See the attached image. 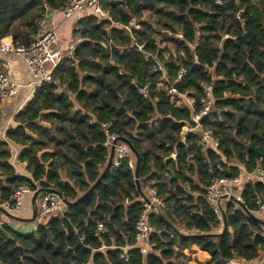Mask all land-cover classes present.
Here are the masks:
<instances>
[{"label": "trees", "instance_id": "obj_1", "mask_svg": "<svg viewBox=\"0 0 264 264\" xmlns=\"http://www.w3.org/2000/svg\"><path fill=\"white\" fill-rule=\"evenodd\" d=\"M66 1L0 0V39L11 36L14 44L28 46L43 5L59 10ZM100 3L108 18L84 13L72 30L74 36L79 27L81 36L74 56L61 60L52 82L29 94L8 125L0 118V203L22 183L39 191L34 208L47 189L71 203L40 221L37 211L27 233L0 222V264H181L183 250L193 249L206 253L202 264L259 258L264 217L256 213L264 206V184L253 173L264 169V0ZM132 18L142 20V29L131 36L124 26ZM142 42L140 52L136 44ZM5 55L12 54H0V70ZM181 68L186 72L176 82ZM163 75L193 98L195 109L200 83L212 84L214 120L203 124L219 138L217 147L202 145L190 105L157 86ZM131 80L149 84L146 97ZM107 122L139 155V188L136 160L131 168L130 158H123L73 203L106 168L101 124ZM247 143L259 158L245 149ZM222 176L241 177L242 202L221 201L227 228L214 235L222 228L204 188ZM147 186L158 189L165 207L148 217L151 252L143 255L126 246L134 243Z\"/></svg>", "mask_w": 264, "mask_h": 264}, {"label": "built area", "instance_id": "obj_2", "mask_svg": "<svg viewBox=\"0 0 264 264\" xmlns=\"http://www.w3.org/2000/svg\"><path fill=\"white\" fill-rule=\"evenodd\" d=\"M120 1V0H111ZM217 5L222 4V0H215ZM44 11L42 15L36 20V32L32 36L31 42L28 46L14 44L12 38L9 40L2 38L0 39V54H12L24 62L28 68L32 81L29 83L31 86V93L43 83L52 82V72L61 62V60L67 56L72 58L75 50L81 40L80 29L75 27L76 34L74 38L67 43V52L63 53L57 46V32L54 27L50 25V10L44 4ZM64 15V18H71L76 12L84 11L86 15H93L100 19L108 18L106 11L102 9L100 0H67L60 9ZM142 20L139 18H132L128 25L124 26V29L132 36L135 31L142 29ZM225 38L228 35L224 36ZM137 50L142 52L145 46V42L136 44ZM144 58L148 60V56L144 55ZM185 70L181 68L177 77L176 82H179L185 74ZM131 84L136 88L138 93L143 97L147 96L149 84L139 85L135 80H131ZM23 85L12 80V78L0 70V101H6L15 97L20 88ZM157 86L165 87L167 94L171 96V100L178 103L180 98H188L186 93H179L176 87L169 83L168 79L163 75L157 83ZM202 90V96L199 99V108L195 109L193 106V98L187 99L188 104L192 108V122L195 124L197 129L201 130L202 133V145L205 149L209 147H217L220 143L219 138L215 135L213 129L206 128L203 124L205 118L214 120L211 115L213 106L212 97V84L200 83ZM218 120L221 122L222 117L218 115ZM105 136L104 146L110 152V149L114 144V156L113 164H118V161L123 158H130V149L124 144L115 132L110 130L111 123L101 124ZM14 163V161H13ZM131 168H134V163L131 158L129 160ZM253 177L264 184V169L257 168ZM240 183L241 177H213L210 179L208 185L204 188V198L207 201L208 208L215 215V219L220 223L219 227L222 228L223 216L221 213V207L219 205L220 198L224 196H232L236 202H242L240 197ZM35 190L28 183H22L16 187L9 196L0 203V206L8 213H13L20 209L22 201L26 194L33 193ZM145 194H141L140 199L142 202V210L135 224V237L133 245L126 246L127 248L136 247L138 251L145 255L151 252L150 234L153 232V227L149 222V215L155 211L165 207L164 198L160 196L159 191L155 187L147 186L144 190ZM227 199V198H226ZM223 200V199H222ZM221 200V201H222ZM64 197H60L57 194L46 192L40 199L37 206L38 220H42L50 215L58 214L64 210ZM98 232H103L102 224L97 226ZM127 260L126 255H121ZM264 260V256H263ZM236 260H232L227 264H235Z\"/></svg>", "mask_w": 264, "mask_h": 264}, {"label": "crops", "instance_id": "obj_3", "mask_svg": "<svg viewBox=\"0 0 264 264\" xmlns=\"http://www.w3.org/2000/svg\"><path fill=\"white\" fill-rule=\"evenodd\" d=\"M82 16H84V11H78L71 18L66 19L64 18V15L61 10H50V14H49L50 25L51 27H54L57 32L56 46L63 53L67 52V43L71 39L74 38V36L72 35V30L77 20H79ZM4 38L9 40L12 37L6 36ZM4 60H5V64L3 66V71L7 73L12 78V80L23 85L18 92L19 96L17 94L18 98H17L16 107L14 108L12 114L8 115L6 119L7 120L6 125H8L15 110L23 103L25 98L29 96V94H31V86H29V83H31L32 81V76L28 68L22 61V59H20L19 57L12 56V55H5ZM17 96L13 98H16ZM7 111H8V107L5 106V102L0 104V118H2V120L5 119V114ZM130 158L132 162L134 163L136 158L132 156H130ZM243 176L247 178L246 174H244ZM193 194L195 193L193 192ZM38 199H40V197ZM38 204H39V201H38ZM256 215L260 217L261 216L264 217V206H262V210L259 213H256ZM0 222H4L8 224L11 223L13 227H15L16 229L24 233L30 232L35 228V225L33 224L30 227H25V223H26L25 219H18L17 222L12 223L7 219L0 218ZM218 228L221 229V227H218ZM193 250L197 252L198 254L200 253L204 261L206 260L207 255L205 252H202L198 249H193ZM185 251L187 250H183L184 253ZM188 252H191V251H188ZM263 256L264 254L261 255L259 258L251 260V261L236 260L235 264H264ZM87 264H91V263H87Z\"/></svg>", "mask_w": 264, "mask_h": 264}, {"label": "rangeland", "instance_id": "obj_4", "mask_svg": "<svg viewBox=\"0 0 264 264\" xmlns=\"http://www.w3.org/2000/svg\"><path fill=\"white\" fill-rule=\"evenodd\" d=\"M17 96V95H16ZM19 96V93H18ZM13 98L10 100H6L5 102V106L8 107V111L5 114V119L2 120L3 123H6V119L8 117V115H11L14 108L16 107V103H17V98ZM187 99H192L191 97L188 96V98H180L178 103H182V102H187ZM3 102H1L0 104H2ZM240 188H241V184H240ZM33 194L34 193H28L25 195L23 201H22V205L20 207L19 210L13 212V213H8L3 209H0V218L2 219H7L10 222H17L18 219H25L26 223H25V227H30L32 224L34 225V221L31 220L32 217V211H33ZM39 201V199H38ZM38 221V220H37ZM11 225V223L9 224ZM187 258H184L181 264H202L204 263V260L201 256V254L195 252L194 250H192L191 252L185 251Z\"/></svg>", "mask_w": 264, "mask_h": 264}, {"label": "water", "instance_id": "obj_5", "mask_svg": "<svg viewBox=\"0 0 264 264\" xmlns=\"http://www.w3.org/2000/svg\"><path fill=\"white\" fill-rule=\"evenodd\" d=\"M124 144H126V146L130 149V151L134 154L135 158H136V164H135V171H134V179H135V183H136V186L139 188V179H138V166H139V155L134 151V149L132 148V146L130 145V143L126 140H121ZM114 144L115 142L113 143L111 149H110V152H109V156H108V161H107V165H106V168L105 170L103 171V173L101 174V176L97 179V181L90 187L89 190H87L83 195H81L79 198H77V200H75L73 203H78L79 201H81V199L87 194L89 193L98 183L99 181L101 180V177L103 176V174L109 169V167L111 166L112 164V161H113V156H114ZM245 149L247 151H251L255 154V157L256 158H259L260 157V152L254 147V145L252 143H247L245 145ZM46 192H51V193H54V194H57L59 195L60 197H62V195L57 192L56 190H53V189H47ZM39 194V191L36 190L34 191V194H33V201L36 199L37 195ZM141 194L143 195V193L141 192ZM229 199V200H233L236 202V200L234 199V197L232 196H224L222 198H220L219 200V205L221 207V200L222 199ZM64 203L65 205H70L71 203L68 202L67 200L64 199ZM0 209H3L1 206H0ZM4 210V209H3ZM158 211V210H157ZM36 213H37V207L33 208V211H32V217H31V220L34 221L35 217H36ZM221 213H222V216H223V224H222V229L219 233L217 234H214V235H221L222 233H224L226 231V228H227V225H226V221H225V217H224V211L222 210V207H221ZM202 234H194L193 236H201ZM207 235V234H206ZM211 235V234H209ZM203 236V235H202ZM78 245H81V242H78Z\"/></svg>", "mask_w": 264, "mask_h": 264}]
</instances>
